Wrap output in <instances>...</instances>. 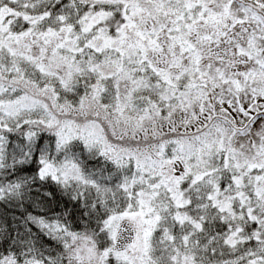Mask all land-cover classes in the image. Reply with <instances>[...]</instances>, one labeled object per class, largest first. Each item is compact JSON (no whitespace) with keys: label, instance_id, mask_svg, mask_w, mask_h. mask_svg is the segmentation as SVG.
I'll list each match as a JSON object with an SVG mask.
<instances>
[{"label":"snow or ice","instance_id":"snow-or-ice-1","mask_svg":"<svg viewBox=\"0 0 264 264\" xmlns=\"http://www.w3.org/2000/svg\"><path fill=\"white\" fill-rule=\"evenodd\" d=\"M0 264H264V0H0Z\"/></svg>","mask_w":264,"mask_h":264}]
</instances>
